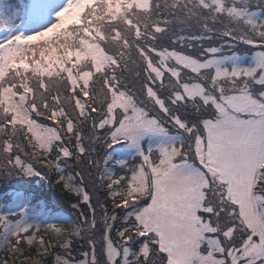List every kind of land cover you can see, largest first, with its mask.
<instances>
[{
  "label": "snow or ice",
  "instance_id": "6c2138e0",
  "mask_svg": "<svg viewBox=\"0 0 264 264\" xmlns=\"http://www.w3.org/2000/svg\"><path fill=\"white\" fill-rule=\"evenodd\" d=\"M0 264H264V0H0Z\"/></svg>",
  "mask_w": 264,
  "mask_h": 264
},
{
  "label": "trees",
  "instance_id": "16d2710c",
  "mask_svg": "<svg viewBox=\"0 0 264 264\" xmlns=\"http://www.w3.org/2000/svg\"><path fill=\"white\" fill-rule=\"evenodd\" d=\"M57 199H59V198H57ZM61 203H63V201H61ZM61 212H62V214L63 215H65V216H70L71 215V213H70V211L68 210V206H67V204H64V206H63V209H59ZM74 219V218H73Z\"/></svg>",
  "mask_w": 264,
  "mask_h": 264
},
{
  "label": "rangeland",
  "instance_id": "374dc122",
  "mask_svg": "<svg viewBox=\"0 0 264 264\" xmlns=\"http://www.w3.org/2000/svg\"><path fill=\"white\" fill-rule=\"evenodd\" d=\"M65 216V215H64ZM65 217H67V216H65Z\"/></svg>",
  "mask_w": 264,
  "mask_h": 264
}]
</instances>
